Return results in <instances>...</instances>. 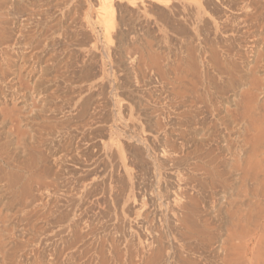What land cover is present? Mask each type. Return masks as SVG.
I'll return each mask as SVG.
<instances>
[{"label": "bare ground", "instance_id": "1", "mask_svg": "<svg viewBox=\"0 0 264 264\" xmlns=\"http://www.w3.org/2000/svg\"><path fill=\"white\" fill-rule=\"evenodd\" d=\"M14 1L0 0V104L21 99L40 112L48 108L56 90L42 91L40 83L58 82L60 75L46 74L66 61L67 47L60 45L77 24L93 35L75 61L78 73L70 58L62 63L70 70L64 83L73 96L60 112L65 119L58 140L54 130L45 136L30 114L5 117L15 138L0 137V179L14 153L28 155L22 204L43 218L29 249L33 260L264 264V0H96L97 11L88 5L80 22L70 18L65 25L73 7L54 17L56 37L43 39L44 30L34 33L38 28L28 37L31 24L41 20L38 12L46 10H36L43 0H27L32 8L22 15ZM115 6L146 18H136L134 35L116 29L117 44L106 34L108 43L99 44L98 26L108 34L119 26ZM124 53L131 55L129 69L140 89L127 101L118 94L107 109L94 93L106 85L115 91L119 79L106 66L109 61L114 71V59ZM75 117L86 120L87 130L63 132ZM15 178H9L13 185ZM2 208L0 260L8 264L18 254H8L3 245V232L9 231L1 225Z\"/></svg>", "mask_w": 264, "mask_h": 264}, {"label": "rangeland", "instance_id": "2", "mask_svg": "<svg viewBox=\"0 0 264 264\" xmlns=\"http://www.w3.org/2000/svg\"><path fill=\"white\" fill-rule=\"evenodd\" d=\"M71 1H73V3L71 2ZM95 1V2H94ZM138 3H142L143 2V0H136ZM145 1V0H144ZM147 1H149L148 2V4L150 3V0H146V2ZM33 2H34V0H33ZM40 2V3H39ZM38 3H35V6H36V10L38 9H46L45 10V12H43L42 10L40 11V12H38L39 13V16H40V18H41V20L40 21H38L37 23H34V24H31V26L29 27V32H28V37L30 36V35H32V34H36V35H38V34H40V33H36L37 31H40V29L41 30H44L45 31V34L44 35H42V39L44 38V37H46V36H55L56 35V33L55 34H52L53 32H51V31H55V30H57V28L56 27H58V25H56L57 23H56V18H54V17H58V18H60L61 16L63 17V14H64V12H67V9H68V7H73V9H71V12H67V15H68V20L66 19V21H65V25H66V23H67V25L70 23V18H73V19H77L79 22L80 21H82V19H85L86 17V12H87V10H88V5H90L91 4V7H92V9H93V11L94 10H96L97 11V6H98V2L96 1V0H89L88 2L86 1V0H43V1H39ZM70 2H71V4H70ZM97 2V3H96ZM28 4V2H27V0H15L14 1V3H13V5L16 7V11H17V14L19 13V15H22V14H26V13H28L29 11H30V8H32L31 6H29V5H27ZM37 4V5H36ZM42 5V6H41ZM55 5H56V7H55ZM96 6V8L95 7H93V6ZM38 6V7H37ZM48 6H50V8L48 7ZM52 6V7H51ZM23 7H25V8H23ZM153 7V6H152ZM47 8H49L48 10H47ZM55 8V9H54ZM115 8H116V6H115ZM154 8V7H153ZM58 9V10H57ZM81 9V10H80ZM132 9H134V8H132ZM83 10V11H82ZM115 10H117V11H115V15L117 16H115L116 18H115V20L117 21V22H119V26L116 28H113V29H111L112 31L113 30H115V31H111V33L110 34H108V33H106V31H103L99 26H98V28L96 29V32H95V34L97 35V37H98V40H100L99 41V44H102V43H104V44H106V39H108L107 37H109V40H110V42L112 43V42H114V44H117V41H116V39H117V36H116V31L118 30V29H120V28H122V30H124V31H127L128 33H129V35H134V31H137L138 29L137 28H134V27H138V25H137V22L135 21V20H137L138 18L139 19H144V18H146L145 16H143V15H141L140 17H138V14H137V12H135V11H129V15H128V12H124L125 14L127 13V17H126V15L123 13V11H120L119 12V9H115ZM15 11V12H16ZM78 11V12H77ZM95 11V12H96ZM50 14H49V13ZM41 13V14H40ZM121 13H123V14H121ZM149 13H152V15L150 14V16H154L153 15V11H150ZM148 13V14H149ZM122 15V16H121ZM125 15V16H124ZM157 16H155V17H157L158 19H159V16H158V14H156ZM84 16V17H83ZM83 17V18H82ZM125 17V19H123ZM133 20H131L130 18ZM53 18V19H52ZM122 18V19H121ZM128 18V19H127ZM137 18V19H136ZM148 18V17H147ZM120 19H121V21H120ZM130 20V21H129ZM166 20H167V17H166ZM52 21V22H51ZM77 21V22H78ZM124 22V24H123V22ZM128 22V24H130L131 25V28H130V25H127V22ZM132 22H133V24L134 25H132ZM38 23H40L39 25H37ZM170 23V22H169ZM35 26V27H34ZM134 26V27H133ZM51 27H53V28H51ZM34 28H38L37 30H34L35 32L33 33V29ZM129 28V29H128ZM133 28V29H132ZM101 29V30H100ZM117 29V30H116ZM135 29V30H134ZM77 30H79V31H77ZM98 30V31H97ZM130 30V31H129ZM87 31V32H86ZM99 31H100V33H99ZM105 32V33H104ZM84 33V34H83ZM157 33H158V31H155V35H157ZM87 34V35H86ZM101 35V36H99V35ZM103 34V35H102ZM105 34H106V36H105ZM113 34V35H112ZM115 34V35H114ZM113 38H115V39H113V41H111L112 40V37ZM169 35H173L172 36V38L174 39L175 38V34H173V33H171L170 32V34ZM91 36H93L92 35V33L90 32V31H88V30H81L80 28H79V26H78V24L76 25V28H74L73 29V32L71 31V33H69L68 34V39L67 40H65V41H63L62 42V44L60 45V47L61 48H65V47H67V53H68V56H66V61H60L59 63L60 64H58L57 65V67H56V70H55V68L53 69H51L48 73H50V72H52L51 74H46V79H49V78H54L53 76H55V75H60V77L59 78H57V80H58V82H56V83H54V84H52V83H50L48 80H45L46 82H42V83H40L41 85H40V87H41V89H42V91H48V88H49V91H52V90H56V93H54L52 96H50L48 99H47V104H48V108L46 107V109H44L42 112H40V110L38 109V110H36L37 108H35V107H33L31 104H27V106H26V103H22V100L21 99H19V100H15V101H13V100H9V101H7L6 103L5 102H2L1 104H0V108H1V110H2V112H1V110H0V120H2V119H4V122L2 123V125L0 124V137L1 138H3V139H5V137L7 138V140H8V142H13L14 141V138H15V136H14V138L12 137L13 136V134H10V132H11V127H10V123L9 124H7V122H8V120H6V118L5 117H9V115L11 114V113H13V111L14 112H20L22 115L24 114V116H25V114H26V116L25 117H27V115L28 114H30V115H28V117H33V119H34V124H36V126H40V128L41 129H43L44 130V134L45 133H47V132H53V130L55 131V132H53L54 133V137L53 138H59V134H58V130L60 129L59 127H61L62 125H64L63 124V121L62 120H64L65 118H60V116H62V113H60L61 111H65V110H67V102H69V100H71V98H72V96H73V94L71 93V91L72 90H69V88H67L66 86H65V83H64V78H66V77H68V75L70 74L69 72H70V70L69 71H67V70H65V65H67V61H69V58H70V67H71V69H72V71L74 70V71H76L77 73H78V71H79V64L77 65V63H75V61L76 62H79V55H81V51L84 49V47L85 46H88L89 45V42H90V39H91ZM102 36H103V38H102ZM56 37V36H55ZM55 37H51V38H53L54 40H56V38ZM106 39H105V38ZM100 38V39H99ZM101 39H103L102 41H101ZM105 39V40H104ZM108 40V41H109ZM177 40V39H176ZM66 41H67V43H66ZM108 41H107V43H108ZM101 42V43H100ZM109 42V43H110ZM176 42H178V41H176ZM65 44H66V46H65ZM78 44V45H77ZM113 43H112V45H114ZM110 45V44H109ZM111 45V47H113ZM165 45L166 44H164V47H163V49L165 48ZM63 46V47H62ZM69 46H70V48H69ZM82 46V47H81ZM165 50V49H164ZM79 51V52H78ZM96 52L95 53H99V50H95ZM66 53V54H67ZM69 55H70V57H69ZM73 57H72V56ZM129 56V57H128ZM128 57V58H127ZM64 58V55H63V57L61 58V59H63ZM131 55H128V53H124V55L120 58V56H119V58L118 57H116V59H114V61H115V68H114V71L113 70H111L110 69V65H109V61H108V65L106 66L107 68H109V75L111 74V73H113V74H115L116 75V78H117V80L119 79V83L117 84V86H116V89H115V91L114 90H111L110 89V87L109 88H107L108 86L106 85L102 90H99L98 92H95L94 93V98L97 96V98L98 99H100L101 97V99L100 100H104V101H106V104L108 105V107H107V109H109L110 108V104H111V100L113 99V98H115V97H117V95L119 94V96L120 97H123L124 99H125V101H127L130 97H131V95H130V93H132L133 91H136V90H139L140 88L138 87V86H136V81H134V73L132 72V70L131 69H129L130 68V62H131ZM65 59V58H64ZM119 59V60H118ZM127 60V61H125V60ZM129 59V60H128ZM16 60V59H15ZM116 60H118V61H116ZM129 61V62H128ZM16 62V61H15ZM117 62L119 63V65L117 64ZM64 63H66L64 66H63V64ZM119 66V67H118ZM124 66V67H123ZM126 66V67H125ZM62 68V69H61ZM123 70H121V69ZM127 69H128V71H127ZM112 71V72H111ZM122 71V72H121ZM123 73V74H122ZM133 73V74H132ZM73 74H75V73H73ZM112 74V75H113ZM130 74V75H129ZM49 75H50V77H49ZM119 75V76H118ZM127 75V76H126ZM119 77V78H118ZM126 77V78H125ZM8 80H10V79H8ZM8 80H7V83L8 84H10V82H8ZM77 80H79V78H77ZM130 80V81H129ZM132 81H134V83L132 82ZM2 84V82L0 81V85ZM126 84V85H125ZM132 84V85H131ZM135 84V85H134ZM45 85V86H44ZM53 85V86H52ZM56 86V87H55ZM137 87V89H135L136 87ZM43 87H44V89H43ZM50 87H51V89H50ZM125 89H127V90H125ZM123 90H125V91H123ZM48 91V92H49ZM100 91H102L100 94H99V92ZM107 91V92H106ZM128 91V92H127ZM111 92V93H110ZM117 92V93H116ZM100 95H98V94ZM124 93V94H123ZM127 93V94H126ZM112 94V96H110ZM104 95V96H103ZM114 95V96H113ZM124 95V96H123ZM127 95V96H126ZM107 96V97H106ZM105 98H106V100H105ZM12 101V102H11ZM5 103V104H4ZM109 103V104H108ZM50 106H53V108L52 109H50L49 107ZM16 108V110H12L13 108ZM32 107V108H31ZM14 108V109H15ZM18 108V109H17ZM25 108V109H24ZM34 108H35V110H34ZM40 108V107H39ZM111 108H112V106H111ZM21 109H23V110H21ZM55 109V110H54ZM60 109V110H59ZM9 110L11 111V112H9ZM34 110V111H33ZM4 111V112H3ZM31 111V112H30ZM38 111H39V113H38ZM7 112V113H6ZM9 112V113H8ZM24 112V113H23ZM30 112V113H29ZM36 114H34V113ZM2 113V114H1ZM38 114V115H37ZM5 115V116H4ZM33 115H35V116H33ZM39 115H41L40 117H39ZM60 118V119H59ZM86 120H84V119H81V117H75L74 119H72L71 121H69V127H67L68 128V130H67V128H63L62 130H63V132H69V130H71L73 133H81V132H84L85 130H87V129H85V128H88V127H85V128H83L84 127V125H85V123H87V122H85ZM61 123V124H60ZM76 123V124H75ZM83 123V124H82ZM71 124V125H70ZM83 125V126H81V125ZM72 126V127H71ZM79 126V127H78ZM26 128V126L24 127V129ZM71 128V129H70ZM82 128H83V130H82ZM81 130V131H80ZM70 131V132H71ZM62 132V133H63ZM11 135V136H10ZM10 136V137H9ZM45 136H47V134H45ZM13 138V139H12ZM56 140H58V139H56ZM2 142H4V141H2ZM2 145V144H1ZM1 145H0V147H1ZM10 146V150H11V148H12V151L14 150V145H9ZM40 146V145H39ZM38 149H39V151H40V148L42 149V147L40 146V147H37ZM16 154V155H15ZM37 154H39V153H37ZM25 154H23L22 152H16V153H14V160H13V163L10 161V163H9V165H8V167H7V165L5 166L7 169H4V167H2V171H3V169H4V174H3V172H2V179H0V208H2V205H3V207L5 206V205H7V206H5L4 208H2V212H1V216H2V221H3V219H4V221L3 222H1V225L4 223L5 225H4V227H6L7 226V230L9 231H7L8 233H5V232H3V236H2V238H6L5 240L4 239H2V241L3 242H6V243H3V245L4 246H6V248H9V249H7L8 250V254L9 253H11L12 252V254H15V253H17L18 255L16 256L17 258L15 259V261H13L12 263H8V264H14V263H16L17 264V261L18 262H20V263H23V264H35V263H37V264H44V260L43 259H37V260H33V257H31V254H29V249L32 247V246H35L36 245V242H37V239H38V234L37 233H40V231L38 230L39 228H38V226H41L42 225V216H41V213H40V211H36V212H34L33 211V213L32 212H30L31 210H30V207L29 208H27V207H25V205H23L22 203H23V201L25 202L27 199H24L23 197H22V188H24V181H23V183H22V179L23 180H25V178H26V180L29 178V170H27L28 168H26V166L28 165L27 163H28V161L26 160V158H27V156L25 157L24 156ZM25 158H24V157ZM40 157V156H39ZM18 159V160H16V163H15V159ZM25 159V160H24ZM23 160V161H22ZM26 161V163H24ZM49 161H50V159H49ZM21 162H22V164H21ZM1 164H4L3 163V161H1L0 162ZM24 163V164H23ZM50 163H51V161H50ZM11 164V165H10ZM12 164H14V166L12 165ZM22 166H21V165ZM26 165V166H25ZM3 166V165H2ZM12 166V167H11ZM16 166V167H15ZM20 167V168H19ZM20 169V170H17V169ZM25 168H26V170H25ZM23 170V171H22ZM11 172V173H10ZM25 172H26V174H25ZM5 173H8V174H6V177H5ZM13 173L14 174H16V175H13ZM19 173V174H18ZM8 175H9V178H11L12 176H16V178H15V180H14V185L9 181V178H8ZM11 175V176H10ZM26 175V176H25ZM23 176H24V178H23ZM19 178V179H18ZM5 179V180H4ZM7 180V181H6ZM18 180V181H17ZM25 180V181H26ZM5 181V182H4ZM11 183V184H10ZM15 183H16V186H15ZM18 183H20L19 185H21V186H19L18 185ZM23 184V185H22ZM18 185V186H17ZM9 186L11 187V188H9ZM15 186V187H14ZM12 187H14V188H12ZM19 189H18V188ZM11 189H12V191H11ZM16 189H17V191H18V193H19V195H18V193H16L17 191H16ZM15 190V191H14ZM13 192H15V193H13ZM15 196H16V198H15ZM22 197V199L23 200H21L20 198ZM19 198V199H18ZM18 199V200H17ZM13 200V201H12ZM16 200H17V202H16ZM6 201V202H5ZM19 201V202H18ZM5 202V203H4ZM15 202V203H14ZM5 205H4V204ZM7 203V204H6ZM25 204V203H24ZM10 205V206H9ZM21 207H23V209L21 208ZM26 209H25V208ZM19 208H21L20 210H19ZM27 209H28V212H26L27 211ZM15 211V212H14ZM16 211H18V212H16ZM22 212H23V216H22ZM25 212L27 213V214H25ZM4 213V214H3ZM5 213H7V214H5ZM9 213H10V215H9ZM29 213V214H28ZM33 215H32V214ZM39 213V214H38ZM14 214V215H13ZM16 215V216H15ZM27 215V216H26ZM30 215V216H29ZM37 216V218H36V216ZM11 216V217H10ZM14 218H13V217ZM32 217L33 216V218H31V220H30V218L29 217ZM34 216H35V219H36V222H35V219H34ZM40 216V217H39ZM8 217V218H7ZM18 217H19V219H18ZM22 217V218H21ZM7 218V219H6ZM11 218V219H10ZM21 218V219H20ZM26 218H29L28 220L26 219ZM38 218H40V220L38 219ZM5 219H6V221H5ZM8 219H10V220H8ZM32 219H33V221H32ZM12 220V221H11ZM15 220V221H14ZM17 220H18V222H17ZM21 220V222H19ZM26 220L28 221V223H29V228H28V224L26 223ZM38 221V222H37ZM10 222V223H9ZM22 222H23V224H22ZM40 222V223H39ZM8 225H7V224ZM14 223V224H13ZM24 223H26L27 224V226L24 224ZM33 223H37V224H35V226L33 225ZM21 224V225H20ZM23 225H25L24 227H23ZM31 225H33V229H32V226ZM3 226V225H2ZM31 226V227H30ZM13 227H15L16 229H17V231H16V229H13ZM20 227H22V229L20 228ZM36 227L38 228V229H36ZM13 230H12V229ZM26 228H28V229H30V230H27ZM24 229H26L25 231H24ZM11 230V231H10ZM38 232H37V231ZM15 231V232H14ZM22 231V232H21ZM33 231V232H32ZM10 232L13 234V233H15V235L13 234V235H10ZM26 233V234H25ZM10 235V237H7V236H9ZM20 234V235H19ZM25 234V235H24ZM16 235L18 236V237H16ZM33 236V238H31ZM25 238V240L27 239V241L29 240V242L31 243V241H32V243L30 244V243H28L27 241H25L24 240V242H23V239ZM32 240H31V239ZM21 239V240H20ZM12 242H11V241ZM16 243V244H15ZM18 243V244H17ZM11 244H12V246H11ZM19 244H21L20 246H19ZM28 244V245H27ZM22 245H23V247H22ZM26 245H27V247L28 248H26ZM32 245V246H31ZM11 246V247H10ZM15 246H16V248H15ZM17 246H19V247H17ZM25 246V247H24ZM19 248V249H18ZM22 248V249H21ZM12 250V251H11ZM14 250V251H13ZM23 252V253H22ZM22 253V254H21ZM27 255V257L29 256L30 258L29 259H26L27 257H24L25 255ZM23 255V256H22ZM18 256H20V257H18ZM49 255H48V258L47 259H49ZM19 258H20V261H19ZM24 260H23V259ZM0 259H2L3 261H4V259L3 258H1L0 257ZM2 260H0V264H3V262H2ZM25 261H27V262H25ZM33 261V262H32ZM38 261V262H37ZM5 262H7V261H5ZM4 262V263H5ZM32 262V263H31ZM46 262H47V260H46ZM45 262V263H46Z\"/></svg>", "mask_w": 264, "mask_h": 264}]
</instances>
